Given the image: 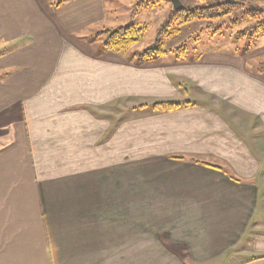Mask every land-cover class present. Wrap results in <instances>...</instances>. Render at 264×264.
I'll use <instances>...</instances> for the list:
<instances>
[{
	"label": "crops",
	"instance_id": "0c3cea01",
	"mask_svg": "<svg viewBox=\"0 0 264 264\" xmlns=\"http://www.w3.org/2000/svg\"><path fill=\"white\" fill-rule=\"evenodd\" d=\"M120 27L106 0H0V264H264V74L140 62L98 36Z\"/></svg>",
	"mask_w": 264,
	"mask_h": 264
},
{
	"label": "trees",
	"instance_id": "16d2710c",
	"mask_svg": "<svg viewBox=\"0 0 264 264\" xmlns=\"http://www.w3.org/2000/svg\"><path fill=\"white\" fill-rule=\"evenodd\" d=\"M199 1L201 5L195 9L185 7L182 11L173 10L170 21L158 33V46L137 53L140 62L148 61L168 52L176 54L178 59H184L189 53L190 42H198L204 33L218 35L233 30L234 36L238 40L252 41L255 38L264 37V6L248 4L247 1L242 0ZM162 2L171 3L169 0H141L140 6L151 8ZM199 22H204V26L195 30L187 41L170 51L164 48V38L180 35L183 27ZM146 30V26L128 25L115 30H103L98 33V36L104 37L107 49L119 51L140 43L145 37ZM180 107V104L160 102L155 103L152 109L157 112H166ZM177 158L182 159L181 157Z\"/></svg>",
	"mask_w": 264,
	"mask_h": 264
},
{
	"label": "rangeland",
	"instance_id": "374dc122",
	"mask_svg": "<svg viewBox=\"0 0 264 264\" xmlns=\"http://www.w3.org/2000/svg\"><path fill=\"white\" fill-rule=\"evenodd\" d=\"M62 3L66 0H55ZM108 8V18L122 23L123 26L135 24L137 26H146V34L143 40L136 45V47L129 49L128 53H133L136 50L144 51L149 48L158 46V33L161 28L166 25L172 16L174 10L172 3L162 2L160 5L151 8H141L140 1L136 0L131 5L130 1L115 2L114 0H106ZM182 4L191 9H195L201 5L199 0H180ZM232 1V0H221ZM247 1L248 4H259L264 6V0H242ZM204 26V22L194 23L185 26L180 35L174 37L164 38V48L167 51L173 50L188 40L195 30ZM95 36V35H94ZM93 36V38H94ZM96 38H99L95 36ZM95 40V39H93ZM104 40H101L103 42ZM222 47V49H230L242 55H251L248 67L251 71L264 74V37L255 38L254 40H238L234 36V31H227L224 34L211 35L204 33L199 41L190 42L189 55L195 51L196 48L199 53L208 48Z\"/></svg>",
	"mask_w": 264,
	"mask_h": 264
},
{
	"label": "water",
	"instance_id": "95a60500",
	"mask_svg": "<svg viewBox=\"0 0 264 264\" xmlns=\"http://www.w3.org/2000/svg\"><path fill=\"white\" fill-rule=\"evenodd\" d=\"M173 4L174 11H182L185 9V6L180 0H169Z\"/></svg>",
	"mask_w": 264,
	"mask_h": 264
}]
</instances>
